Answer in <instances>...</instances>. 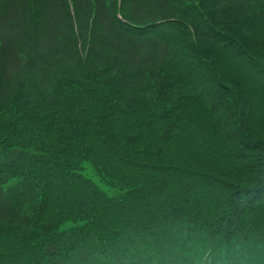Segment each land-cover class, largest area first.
Wrapping results in <instances>:
<instances>
[{
    "label": "trees",
    "instance_id": "obj_1",
    "mask_svg": "<svg viewBox=\"0 0 264 264\" xmlns=\"http://www.w3.org/2000/svg\"><path fill=\"white\" fill-rule=\"evenodd\" d=\"M0 264H264V0H0Z\"/></svg>",
    "mask_w": 264,
    "mask_h": 264
},
{
    "label": "rangeland",
    "instance_id": "obj_2",
    "mask_svg": "<svg viewBox=\"0 0 264 264\" xmlns=\"http://www.w3.org/2000/svg\"><path fill=\"white\" fill-rule=\"evenodd\" d=\"M243 1H248V0H243ZM207 9H208V7H207ZM12 63H14V59L12 60Z\"/></svg>",
    "mask_w": 264,
    "mask_h": 264
}]
</instances>
